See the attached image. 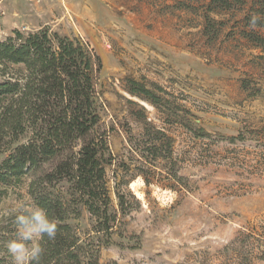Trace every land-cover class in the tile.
Masks as SVG:
<instances>
[{"label": "rangeland", "instance_id": "1", "mask_svg": "<svg viewBox=\"0 0 264 264\" xmlns=\"http://www.w3.org/2000/svg\"><path fill=\"white\" fill-rule=\"evenodd\" d=\"M185 1L193 7L182 8L183 0H0V40L47 28L100 57L101 119L114 157L107 186L117 208L122 183L129 209L124 237L114 234L108 246L86 211L71 221L82 240L100 244V264H264V52L239 33L244 10L210 14L224 24L209 41L206 0ZM128 79L189 110L186 117L208 137L164 124L165 113L126 91ZM140 107L173 136L181 183L167 177V161L154 169L129 151V137L143 132L134 116ZM28 184V177L0 183V264L10 262L3 244L14 233L13 210L33 203Z\"/></svg>", "mask_w": 264, "mask_h": 264}, {"label": "trees", "instance_id": "2", "mask_svg": "<svg viewBox=\"0 0 264 264\" xmlns=\"http://www.w3.org/2000/svg\"><path fill=\"white\" fill-rule=\"evenodd\" d=\"M180 5L193 7L185 0ZM201 8L203 35L209 41L224 24L210 14L244 10L239 33L264 52V19L255 29L249 27L253 15L264 18V0H206ZM12 66L17 68L7 72ZM101 67L100 57L87 43L47 28L26 33L15 30L13 36L0 40V74L7 75L0 81V183L16 184L28 177L32 202L57 223L55 240L45 237L42 241L45 253L41 264H100V244L82 240L71 222L83 211L94 218L93 232L104 245L113 243L114 234L124 237L120 226L129 210L126 194L117 182L116 208L106 179V168L114 157L101 119L105 106L98 89ZM126 91L165 113L164 124H178L195 137H208L186 117L193 116L189 110L163 104L153 89L128 79ZM128 103L137 105L132 100ZM134 116L141 120L143 132L134 142L129 137V151L141 164L154 169L167 167L160 164L167 161V177L181 183L173 157V136L152 123L144 108ZM139 169L150 184L144 169Z\"/></svg>", "mask_w": 264, "mask_h": 264}, {"label": "clouds", "instance_id": "3", "mask_svg": "<svg viewBox=\"0 0 264 264\" xmlns=\"http://www.w3.org/2000/svg\"><path fill=\"white\" fill-rule=\"evenodd\" d=\"M264 19L253 15L249 20V27L255 29ZM14 233L3 247L10 258L9 264H41L45 249L42 241L55 240L58 225L50 219L47 212L35 203H20L13 210Z\"/></svg>", "mask_w": 264, "mask_h": 264}]
</instances>
